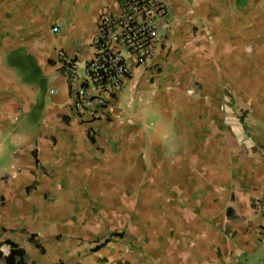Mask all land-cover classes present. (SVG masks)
<instances>
[{
  "label": "crops",
  "instance_id": "crops-1",
  "mask_svg": "<svg viewBox=\"0 0 264 264\" xmlns=\"http://www.w3.org/2000/svg\"><path fill=\"white\" fill-rule=\"evenodd\" d=\"M165 1L87 123L58 53L86 62L117 0H0V246L26 264H264V0Z\"/></svg>",
  "mask_w": 264,
  "mask_h": 264
},
{
  "label": "built area",
  "instance_id": "built-area-1",
  "mask_svg": "<svg viewBox=\"0 0 264 264\" xmlns=\"http://www.w3.org/2000/svg\"><path fill=\"white\" fill-rule=\"evenodd\" d=\"M169 27L170 9L165 0H117L116 11H103L86 62L58 53L63 76L80 82L70 111L87 123L104 119L109 102L135 67L146 66L154 58L161 31ZM253 206L255 213L264 217V200Z\"/></svg>",
  "mask_w": 264,
  "mask_h": 264
},
{
  "label": "trees",
  "instance_id": "trees-1",
  "mask_svg": "<svg viewBox=\"0 0 264 264\" xmlns=\"http://www.w3.org/2000/svg\"><path fill=\"white\" fill-rule=\"evenodd\" d=\"M116 236L120 237V236H122V234H116ZM0 247H1L0 248V256L4 257L6 264H26L23 251L21 249H19L13 243L5 242ZM3 247H7V249H8V252H6V255H2Z\"/></svg>",
  "mask_w": 264,
  "mask_h": 264
},
{
  "label": "rangeland",
  "instance_id": "rangeland-1",
  "mask_svg": "<svg viewBox=\"0 0 264 264\" xmlns=\"http://www.w3.org/2000/svg\"><path fill=\"white\" fill-rule=\"evenodd\" d=\"M236 6H238L239 8L241 7L242 9L243 8H246L249 4V0H234ZM260 7V4L258 3L257 4V8Z\"/></svg>",
  "mask_w": 264,
  "mask_h": 264
}]
</instances>
